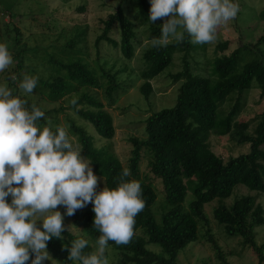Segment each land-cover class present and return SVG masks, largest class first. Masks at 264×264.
I'll return each instance as SVG.
<instances>
[{
  "label": "trees",
  "instance_id": "obj_1",
  "mask_svg": "<svg viewBox=\"0 0 264 264\" xmlns=\"http://www.w3.org/2000/svg\"><path fill=\"white\" fill-rule=\"evenodd\" d=\"M150 7V0H138L136 18L140 23H149ZM79 10H85V7L82 6ZM258 19L264 21V10L259 13ZM102 23L103 31L96 40V47L101 48L106 41L121 50L125 58L133 59L136 52V26L124 7L119 5L114 12L102 19ZM14 29V44L20 45L22 31L18 27ZM117 30L120 33L119 39L116 37ZM219 31L220 28L216 35ZM159 36L160 26L151 24L149 39ZM235 41L239 46L232 50ZM242 42L241 36L220 42L216 47L213 66L208 68L210 73L207 75L199 72V68L192 67L191 53L200 48L190 42L186 33L183 41L173 39L166 48L150 46L144 51L145 68L141 71L144 82L140 91L146 99H150L154 92L152 80L169 67L177 52L184 53L183 68L171 76L181 83L175 105L156 111L145 119L144 138H131L133 148L126 167L111 147H97L94 137L85 127L71 125V131L78 136L80 148L83 149L82 155L92 161L95 173L103 179L104 184L106 182L109 188H115L114 178L122 168L130 169L131 176L128 179L141 183L146 206L135 218L132 241L127 246H117L110 241L108 246L116 250V256L126 264H182L179 262L180 253L191 243L200 240L201 226L209 225L205 213L207 203L216 198L230 197L240 184L251 190L264 192V110L252 119L241 117L248 107V95L254 88L260 90V98L264 100V49L260 47L264 44V33L257 37L255 43ZM256 50L260 51L261 56L246 61V56L255 54ZM100 53L98 50L97 69L79 57L60 64L62 73L42 80V85L38 88H43L40 91L42 98L51 103L76 99L77 105L70 106L110 141L116 134L114 118L98 95L91 94L89 90H104V96L113 102L120 87L118 72L108 68L106 62L100 63ZM21 55L22 52H18L15 57L21 58ZM22 67L23 65L18 66ZM18 75H21L20 69ZM11 81L17 87V81H13L12 77ZM232 93L235 94L233 104L228 106L226 101ZM14 94L27 99L29 104H37L44 111L42 124L58 117L57 113L64 110L62 105L47 110L39 101L34 102L26 96ZM213 134L228 136L237 145H249V151L225 158L213 148ZM147 153L153 176L142 173L140 168L143 155ZM153 178L162 180L165 193L167 208L160 221L154 212L158 195ZM195 181L197 184L192 188L195 198L185 208L189 184ZM92 207V204H88L71 216L73 225L80 228L83 235L65 230L63 239L53 237L47 242V251L57 264H71L67 261L69 252L65 246L70 248L73 239H86L89 246L85 251L94 249L99 234L92 227L95 216ZM214 216L219 223L225 225L229 235L242 236L244 245L250 246L259 263L264 264V243L258 245L253 233L254 226L264 224V208L254 196L240 197L232 208L219 206L215 209ZM206 236L217 255L225 260L226 253L212 234L211 228L207 230ZM149 244L159 245L161 251L150 249ZM107 255L109 256L108 251ZM44 264L51 262L46 260Z\"/></svg>",
  "mask_w": 264,
  "mask_h": 264
},
{
  "label": "rangeland",
  "instance_id": "obj_2",
  "mask_svg": "<svg viewBox=\"0 0 264 264\" xmlns=\"http://www.w3.org/2000/svg\"><path fill=\"white\" fill-rule=\"evenodd\" d=\"M239 4L237 17L221 25L216 39L211 44L199 45L197 52H192L190 62L199 72L209 74L213 66L216 47L220 42L227 39L242 37L243 44L255 43L257 37L264 33V21L258 19L259 13L264 10V0H235ZM119 5H122L128 16L134 21L136 26V52L133 59L128 60L122 55L121 50L116 49L108 42H104L101 48L96 47V40L102 34L103 23L110 13L114 12ZM84 6L85 10H79ZM138 11V0H0V43L9 46L10 54L13 57V64L4 72L0 73V84L14 90V93L26 96L34 102L39 101L47 110L59 108L64 110L57 113L48 121L49 125H57L65 128L68 136L75 145L80 147L78 136L71 131V125L85 127L94 137L97 147H111L126 167L129 163L133 143L132 137L140 139L145 137V119L152 113L175 105L181 82H176L171 76L183 68L184 53L177 52L173 62L163 73L152 80L154 92L150 99H146L140 91V86L144 80L141 71L145 68L143 59L144 51L151 46L149 39V29L151 22L142 24L136 18ZM163 20H157L155 26H160ZM15 27L22 31L23 39L20 45L15 43ZM117 29V28H116ZM119 39V30L116 31ZM173 40V39H172ZM74 43V45H70ZM237 41L231 47L232 50L238 47ZM261 49H264L262 44ZM100 53V63L106 62L107 67L113 72H118L117 79L120 89L114 95L113 102L104 96V90L99 92L91 89L89 92L103 101L105 108L114 118L116 134L112 140H107L99 134L96 128L80 115H78L69 101L62 103H51L42 98V80L62 73L60 64L82 57L90 62L92 67H96ZM22 52V57L16 58V53ZM259 50L255 54L246 56V61L257 59L261 56ZM106 58V59H105ZM23 65L22 68H18ZM17 67V68H16ZM209 68V69H208ZM20 73H29L39 77V83L33 93H20L15 83H11V77L16 76L17 80L22 79ZM97 69V67H96ZM206 69V71L204 70ZM86 89V88H84ZM82 92V91H81ZM76 96V95H75ZM234 93L227 98L228 106L233 104ZM248 107L241 117L252 119L260 111L264 110V100L260 98V90L254 88L248 95ZM263 106V107H262ZM80 107V106H79ZM212 146L225 158L229 156H239L249 151V145H237L228 136L212 135ZM150 157L143 155L141 161L142 173L151 176ZM93 167V166H92ZM94 170V169H93ZM95 173V171H94ZM96 174V173H95ZM97 175V174H96ZM98 176V175H97ZM100 177V176H98ZM155 190L158 198L154 206L157 220H161L162 213L166 210L165 193L163 191L162 180L153 178ZM197 182L189 184L190 190L185 200V208L195 198L192 188ZM105 186L103 179L98 181V191ZM244 195L254 196L257 203L264 208V192L251 190L245 185H237L232 195L226 199L216 198L205 205V213L209 220V225L201 226V238L197 242L191 243L179 255V262L182 264H260L256 253L250 246L243 243L242 236H231L227 233L225 225L219 223L214 211L217 207L226 205L232 208L237 199ZM8 201L11 202L9 196ZM58 210L63 214L65 209L58 206ZM42 223V222H38ZM64 224L69 226V232L83 235L84 232L75 227L71 216L64 217ZM211 228L222 250L226 253L225 260L221 259L214 249V246L207 239V230ZM67 231V230H66ZM253 233L258 245L264 243V224L254 226ZM148 247L154 251H161L157 244H149ZM109 264H126L122 258L116 256V250L108 247ZM49 255L53 256L49 253ZM51 262V260H49ZM57 264V261H54Z\"/></svg>",
  "mask_w": 264,
  "mask_h": 264
},
{
  "label": "clouds",
  "instance_id": "obj_3",
  "mask_svg": "<svg viewBox=\"0 0 264 264\" xmlns=\"http://www.w3.org/2000/svg\"><path fill=\"white\" fill-rule=\"evenodd\" d=\"M148 21L163 18L160 36L153 48H166L170 40L183 41L185 33L192 44H211L217 29L237 17L234 0H150ZM13 64L9 46L0 43V73ZM17 80L20 93L31 94L39 77L27 72ZM70 103L77 105V100ZM44 111L21 99L7 84H0V264H44L52 257L47 242L63 239L69 231L65 216L92 204L93 229L99 234L91 251L88 241L76 238L65 246L71 264H109V242L127 246L134 236L135 218L146 200L141 183L128 179L131 171L122 168L114 178L115 188L105 182L98 189L92 161L82 155L62 126L41 123ZM11 197V202L8 197ZM58 206H63L62 214ZM38 222H42L39 223Z\"/></svg>",
  "mask_w": 264,
  "mask_h": 264
}]
</instances>
